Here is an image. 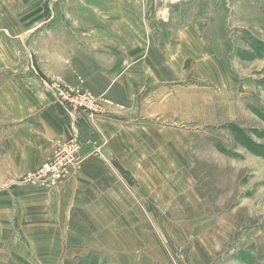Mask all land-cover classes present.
I'll list each match as a JSON object with an SVG mask.
<instances>
[{
    "label": "crops",
    "instance_id": "crops-1",
    "mask_svg": "<svg viewBox=\"0 0 264 264\" xmlns=\"http://www.w3.org/2000/svg\"><path fill=\"white\" fill-rule=\"evenodd\" d=\"M77 1L88 5L79 6L86 9L80 18L97 23L75 29L67 22L38 25L28 34L53 45L50 57L43 54L50 69L59 67L56 72L66 74L72 62L91 65L109 110L93 119L70 114L59 94L50 92L52 78L43 76L37 54L28 79L40 94H0V179L16 180L37 168L72 130L85 142L73 182L54 189L13 180L0 188V264H168L166 237L150 213V198L166 210L175 209V202L177 237L183 232V240L204 244L213 257L233 238L229 216H188L187 204L179 202L187 191L169 193L155 182L171 174L165 170L169 154L154 148L165 146L166 138L181 146L182 100L192 107L189 121H196L197 93L210 101L214 92L243 90L200 29L175 24L164 0ZM195 66L200 79L192 74ZM244 87L253 90L249 83Z\"/></svg>",
    "mask_w": 264,
    "mask_h": 264
},
{
    "label": "rangeland",
    "instance_id": "rangeland-1",
    "mask_svg": "<svg viewBox=\"0 0 264 264\" xmlns=\"http://www.w3.org/2000/svg\"><path fill=\"white\" fill-rule=\"evenodd\" d=\"M164 1L171 7L174 23L191 22L198 27L239 91L251 93L214 92L210 101L206 94L197 93L196 121H189L193 118L192 107H184L186 101L182 100V121L178 123L181 135L177 136L181 146L166 138L165 146L154 148L156 152L163 150L166 158L169 154L165 170L171 174L155 182L169 193L187 191L179 202L187 204L184 212L188 216L227 215L229 226L226 228L233 231L230 243H222L220 256L217 253L211 257L204 244L183 240L186 236L183 232L177 237L180 224L174 221L178 215L175 202L176 210H166L150 198L148 204L154 211L150 213L158 220L166 237L165 261L168 264H264V0ZM79 6L88 5L77 0H0V94H12L15 89L20 94H40L39 86L28 79L29 63L32 67L31 58L37 54L42 62L43 76L52 78L50 92L60 94L59 89H63L65 96L58 95L59 102L69 104L70 110L66 107L70 114H88L91 119L106 115L108 102L95 87L98 83L96 75L91 73L93 67L72 62L66 74L56 72L59 69L56 66L50 69V61L47 62L43 51L50 57L53 45L45 40L36 43V37L28 34L38 25L60 26L61 22H67L69 28L75 29L97 23L93 19L80 18V13L84 14L86 9L81 12ZM191 70L192 74H198L196 66ZM248 83L253 90L244 87ZM81 100L85 106L74 112L73 105ZM104 143L108 144L105 137ZM84 144L79 133L72 130L69 139L59 142L43 163L26 170L16 180L54 189L73 182L82 162L80 155ZM96 146L95 153L102 157V146ZM69 150L74 156L68 154ZM56 154L69 164L64 175L53 184L37 181L44 176L46 162ZM132 166L136 168L134 163ZM13 180L0 179V188L16 181ZM223 232L227 238L228 233ZM9 261L5 264H12V260Z\"/></svg>",
    "mask_w": 264,
    "mask_h": 264
},
{
    "label": "built area",
    "instance_id": "built-area-1",
    "mask_svg": "<svg viewBox=\"0 0 264 264\" xmlns=\"http://www.w3.org/2000/svg\"><path fill=\"white\" fill-rule=\"evenodd\" d=\"M59 92H60L59 95L65 96L62 88L59 89ZM82 102H83V100H81L80 103L77 102L76 104L73 105L72 109L74 112L80 111V108H82V105L85 106L84 104H82ZM78 105H80V106H78ZM65 106L68 107L69 104L65 105ZM68 108L70 110V107H68ZM78 146H79L78 144L76 146H74V151L77 150ZM69 151H71V150H69ZM68 154L74 156L72 151ZM69 161H71V160H69ZM68 165L69 164L67 163V161H62L61 157L57 155L52 160L46 162V164L44 165V167H45L44 176H40V178L37 179V181L45 182V183H51V184L56 183V181H57L56 179H58L64 175V170L67 168Z\"/></svg>",
    "mask_w": 264,
    "mask_h": 264
}]
</instances>
